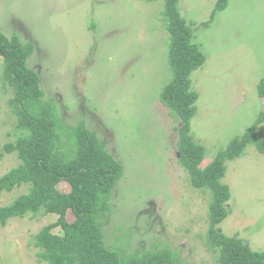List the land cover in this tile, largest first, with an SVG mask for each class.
I'll return each mask as SVG.
<instances>
[{
	"label": "rangeland",
	"instance_id": "1",
	"mask_svg": "<svg viewBox=\"0 0 264 264\" xmlns=\"http://www.w3.org/2000/svg\"><path fill=\"white\" fill-rule=\"evenodd\" d=\"M216 1L177 3L205 56L190 76L198 98L189 134L205 151L200 168L253 124L264 102V0H227L210 20ZM163 7V0H0V32L31 46L27 65L59 123L84 124L122 166L100 227L105 246L124 257L169 250L178 264H218L206 246L210 193L194 189L179 166L178 123L160 101L172 79ZM3 71L0 57V177L19 163L3 154L18 136ZM257 130L264 143V122ZM225 167L228 215L214 228L264 252V154L249 145ZM58 189L70 190L65 182ZM26 192L2 193L0 207ZM57 219L27 215L0 225V264H46L33 237ZM66 219L73 221L71 212Z\"/></svg>",
	"mask_w": 264,
	"mask_h": 264
},
{
	"label": "trees",
	"instance_id": "2",
	"mask_svg": "<svg viewBox=\"0 0 264 264\" xmlns=\"http://www.w3.org/2000/svg\"><path fill=\"white\" fill-rule=\"evenodd\" d=\"M163 2L161 20L169 35L172 79L162 89L160 101L178 123L175 131L179 166L189 174L194 189L210 193L206 246L215 254L218 264H264L263 251L254 252L242 240L225 236L214 228L228 215L224 204L230 193L221 183L225 163L239 158L249 145L264 154V143L257 130L264 122V102L253 124L219 151L212 162L200 168L205 151L189 134L198 98L191 90L190 76L202 67L205 56L193 42L194 24L178 12V0ZM226 2L216 1L210 20L225 9ZM30 50L31 46H22L16 35L6 37L0 32L3 79L13 89L8 104L16 117L18 131L15 141L3 146V154H15L19 161L0 177V196L27 187L25 194L0 207V225L27 215H57L55 223L43 227L33 237V245L40 250L39 260L46 264H178L169 250L124 257L105 246L100 227L108 220V200L122 176V166L84 124L62 126L55 109L42 103L38 76L27 65ZM258 91L259 97L264 98V77ZM61 182L69 185L68 193L58 189ZM68 212L74 217L71 222L66 219ZM56 227L62 230L61 236L51 233Z\"/></svg>",
	"mask_w": 264,
	"mask_h": 264
}]
</instances>
